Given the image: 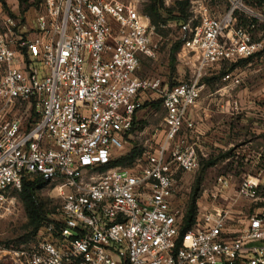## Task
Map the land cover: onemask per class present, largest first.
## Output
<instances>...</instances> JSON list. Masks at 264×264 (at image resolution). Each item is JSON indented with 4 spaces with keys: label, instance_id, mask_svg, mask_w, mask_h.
Wrapping results in <instances>:
<instances>
[{
    "label": "built area",
    "instance_id": "built-area-1",
    "mask_svg": "<svg viewBox=\"0 0 264 264\" xmlns=\"http://www.w3.org/2000/svg\"><path fill=\"white\" fill-rule=\"evenodd\" d=\"M41 1L31 38L21 14L0 11V218L15 212L11 192L27 176L65 181L76 191L36 243L20 249L0 243V264H264L259 180L244 177L237 187L252 210L246 216L236 203L202 207L182 236L172 208L177 176L199 161L195 146L174 141L204 79L244 60L264 64V0H190L180 53L196 66L187 82L172 87L137 75L160 47L138 0ZM240 73L227 72L221 82L237 87ZM153 93L166 110L161 147L145 153L137 169H109L85 186L88 175L126 148L136 114ZM17 105H25L19 116ZM217 184L214 197L231 178Z\"/></svg>",
    "mask_w": 264,
    "mask_h": 264
},
{
    "label": "rangeland",
    "instance_id": "rangeland-1",
    "mask_svg": "<svg viewBox=\"0 0 264 264\" xmlns=\"http://www.w3.org/2000/svg\"><path fill=\"white\" fill-rule=\"evenodd\" d=\"M7 4L9 11L14 14H21L25 24L28 28V37L31 38L35 31V19L43 11L42 1L31 0L30 4L33 6L27 9V6L21 7L19 0H4ZM127 1V0H121ZM149 0H138V5L141 11H143ZM176 0H165L166 7H172ZM22 9H27L24 14L21 13ZM0 11L3 14H8L4 10L3 5L0 4ZM180 29L177 22H170L165 29H162L161 35H156L155 42L160 46L155 58L143 59L138 70L137 75L140 78L158 79L161 81L163 87H171V85H177L187 82L193 75L195 70V59L192 58V62H187L181 55V48L176 53V63L174 68L170 65V57L172 48L179 42ZM262 70L257 74L264 75V64H261ZM222 69L212 70L210 76L206 78L210 85L219 84L221 79ZM241 72V71H240ZM249 72L242 71L240 73L241 79L244 82L253 79V74L250 76ZM211 80V81H210ZM25 105H17L13 110V115L19 116L23 114ZM154 109V110H153ZM141 112L139 121L136 124L132 134L127 138L126 148L119 150L113 159L125 156L136 147L142 155L145 153H155L164 142V135L160 139L159 135L166 131V110L164 107L159 109L153 108ZM164 134V133H162ZM141 158V157H140ZM139 158V159H140ZM138 159V160H139ZM135 161L130 169H137L139 162ZM210 162H214L213 165H208ZM245 163V162H244ZM142 167L145 164L142 163ZM262 168V169H261ZM259 170L241 163V157L231 153L230 155L222 156L217 155L215 158L209 160L199 159L198 165L191 173H180L177 176V188L172 201V208L179 212L180 219L184 220L189 210L191 203L195 202L197 208L196 219L203 213L202 207H222L229 204H238L244 216L249 214L252 210L250 205L240 201L237 195V187L240 180L244 177L251 178L253 180L263 179L264 181V167ZM261 170V171H260ZM103 171H95L88 175L84 179V185L88 186L92 183L89 178L94 175L95 178ZM219 177L231 178V186L229 189H221L218 197L213 195L216 193L217 180ZM262 184V183H260ZM264 185V183H263ZM264 187V186H263ZM75 189L72 188L65 181L48 182L45 186L37 191L39 203L42 206L46 217L49 220L59 217L61 213V207L63 203L75 193ZM264 195V188L262 191ZM14 198L16 210L13 214L6 215L0 218V243L5 244L8 247L20 249L32 245L39 240V231L44 228L41 227L35 234L36 223L31 215V206L20 190H14L11 192ZM233 226H236L235 224ZM46 227V226H45Z\"/></svg>",
    "mask_w": 264,
    "mask_h": 264
},
{
    "label": "crops",
    "instance_id": "crops-1",
    "mask_svg": "<svg viewBox=\"0 0 264 264\" xmlns=\"http://www.w3.org/2000/svg\"><path fill=\"white\" fill-rule=\"evenodd\" d=\"M261 70L257 64L241 66V72L254 77L234 88L225 87L221 79L214 86L205 83L174 144L195 146L200 160L233 153L248 167L257 170L264 167V75L257 74ZM149 98L156 100V94L146 96L144 104ZM146 110L137 112L136 124ZM260 180L263 184V179Z\"/></svg>",
    "mask_w": 264,
    "mask_h": 264
},
{
    "label": "trees",
    "instance_id": "trees-1",
    "mask_svg": "<svg viewBox=\"0 0 264 264\" xmlns=\"http://www.w3.org/2000/svg\"><path fill=\"white\" fill-rule=\"evenodd\" d=\"M21 7L27 6V9L31 6L30 4L31 0H19ZM41 1V0H40ZM0 4L3 5L4 10H6L9 14H12L8 7L7 4L4 0H0ZM27 9H22L21 13L24 14ZM190 10V0H176L172 7L168 8L165 5V0H149L145 9L142 11L145 15L149 16L151 19V24L155 28V33L157 35H161L162 29H165V27L170 23V22H177L179 24V29L180 25L185 23L190 15L189 13ZM181 48V43L180 41L175 44V46L172 48L171 51V57H170V65L172 68H174L175 63H176V53L179 51ZM253 65L255 63H252L250 60H244L241 61L237 64H233L231 66H224L223 70L221 71L220 77L224 76L227 72H233L237 70L238 68H241V66H246V65ZM204 82L206 83L207 80L206 78L204 79ZM207 84V83H206ZM173 85H171L172 87ZM145 102V104L142 106L141 109L144 108H155L159 109L160 107H163V100L160 99L156 95V100H152L149 98ZM140 109V110H141ZM35 116V119H37V115L34 113L33 117ZM136 127V123L134 125V128L132 129L130 135L132 134L133 130ZM143 155L141 152L134 147L130 153H128L125 156L119 157L118 159H113L108 165L103 166L100 168L101 171H107L109 169H113L116 167H121V168H127L131 167L137 161L140 157ZM214 162H210L208 165H213ZM130 169V168H128ZM50 182L47 180L45 177L41 175H31L27 176L23 179L22 182V188H21V193L23 194L24 198L30 204L32 210H31V215L33 220L35 221L36 228H35V234L39 231L41 227L47 226L49 223H52V220H49V218L46 217V214L44 213L42 206L39 203L37 191L48 184ZM196 215H197V208L195 202L191 203L189 210L186 214V217H184V220L182 219V229H181V235L183 236L188 230H190L193 225L195 224L196 221ZM56 228L60 230L61 225L56 223Z\"/></svg>",
    "mask_w": 264,
    "mask_h": 264
}]
</instances>
